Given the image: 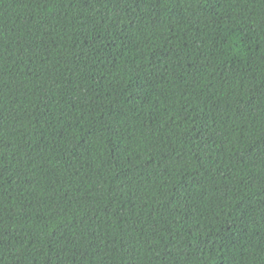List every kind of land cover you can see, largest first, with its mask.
Masks as SVG:
<instances>
[{
  "label": "trees",
  "instance_id": "obj_1",
  "mask_svg": "<svg viewBox=\"0 0 264 264\" xmlns=\"http://www.w3.org/2000/svg\"><path fill=\"white\" fill-rule=\"evenodd\" d=\"M0 264H264V0H0Z\"/></svg>",
  "mask_w": 264,
  "mask_h": 264
}]
</instances>
